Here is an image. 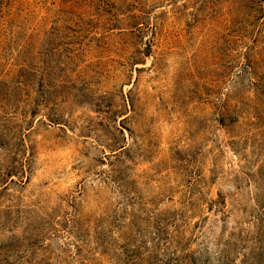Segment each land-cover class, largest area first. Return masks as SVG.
<instances>
[{
  "label": "rangeland",
  "instance_id": "1",
  "mask_svg": "<svg viewBox=\"0 0 264 264\" xmlns=\"http://www.w3.org/2000/svg\"><path fill=\"white\" fill-rule=\"evenodd\" d=\"M0 264H264V0H0Z\"/></svg>",
  "mask_w": 264,
  "mask_h": 264
}]
</instances>
